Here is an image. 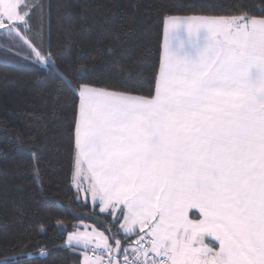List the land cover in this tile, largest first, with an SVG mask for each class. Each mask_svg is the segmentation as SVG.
Masks as SVG:
<instances>
[{"label":"snow or ice","instance_id":"obj_1","mask_svg":"<svg viewBox=\"0 0 264 264\" xmlns=\"http://www.w3.org/2000/svg\"><path fill=\"white\" fill-rule=\"evenodd\" d=\"M37 9L0 0V29L55 67L27 35ZM61 78L78 96L77 191L123 217L108 235L74 226L82 264H264V16L168 17L150 97Z\"/></svg>","mask_w":264,"mask_h":264},{"label":"trees","instance_id":"obj_2","mask_svg":"<svg viewBox=\"0 0 264 264\" xmlns=\"http://www.w3.org/2000/svg\"><path fill=\"white\" fill-rule=\"evenodd\" d=\"M38 3L43 15L40 9L33 13L34 31L27 35L45 55L53 54L55 67L36 62L23 41L0 29V261L82 264L83 248L69 247L66 234L90 226L108 235L109 228L120 229L123 217L113 224L110 213L72 186L78 96L61 76L73 86L150 97L166 18L241 12L260 18L264 0Z\"/></svg>","mask_w":264,"mask_h":264},{"label":"crops","instance_id":"obj_3","mask_svg":"<svg viewBox=\"0 0 264 264\" xmlns=\"http://www.w3.org/2000/svg\"><path fill=\"white\" fill-rule=\"evenodd\" d=\"M172 17H176V16H172ZM187 17H192V16H181L180 18H187ZM166 20H167V18L164 20V22H163V31H162V43H161V54H160V59H161V56H162V54H163V52H164V45H165V26H166ZM181 38L182 39H184V40H187V33L186 32H184V33H182V35H181ZM159 59V60H160ZM154 94H155V90H154ZM74 166V165H73ZM80 180L81 181H83V177H81L80 178ZM83 188L84 189H86L87 188V182H83ZM87 195V199L89 198V195H91L90 193H87V192H84V196H86ZM89 200V199H88ZM98 204V203H97ZM197 215H198V213H197ZM122 221H123V219H122ZM136 230H139V227L137 226L136 227ZM145 231H147V229H145ZM75 248H83L82 246H80V247H75Z\"/></svg>","mask_w":264,"mask_h":264},{"label":"rangeland","instance_id":"obj_4","mask_svg":"<svg viewBox=\"0 0 264 264\" xmlns=\"http://www.w3.org/2000/svg\"><path fill=\"white\" fill-rule=\"evenodd\" d=\"M72 178H73V176H72ZM72 186H73L74 189L77 190L76 184H75L73 181H72ZM78 192L81 194V197L83 198V197H84V192H85V191H78ZM88 199H89L90 202L93 204V202H92V198H91V195H89V198H88ZM92 230H93V228L90 227V226H83V229H81V230H79V231H81V232H83V231L92 232ZM66 235H68V233H67ZM66 240H67V237H66ZM93 247H94V245H93Z\"/></svg>","mask_w":264,"mask_h":264},{"label":"built area","instance_id":"obj_5","mask_svg":"<svg viewBox=\"0 0 264 264\" xmlns=\"http://www.w3.org/2000/svg\"><path fill=\"white\" fill-rule=\"evenodd\" d=\"M82 250H83V252H84L83 254H84V256H85V251H84V249H82ZM87 255H88V256H93L94 253H93L92 251H88V252H87ZM95 255H99V251H97V252L95 253ZM104 258H105V259L107 258L106 255H105Z\"/></svg>","mask_w":264,"mask_h":264}]
</instances>
